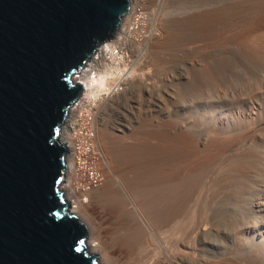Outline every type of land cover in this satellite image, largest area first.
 Wrapping results in <instances>:
<instances>
[{"label": "rangeland", "instance_id": "1", "mask_svg": "<svg viewBox=\"0 0 264 264\" xmlns=\"http://www.w3.org/2000/svg\"><path fill=\"white\" fill-rule=\"evenodd\" d=\"M130 1L134 8L137 7L136 10L138 11L135 10V13L138 14L135 17L137 16L139 19L136 18L134 22L135 28L137 26L139 29L136 28V30L139 32L133 31V36L141 48L134 50L126 48V61L123 62L122 66L118 63L115 64L118 65L119 72L122 69L120 74H124V72L127 74L131 71L130 73L133 74L129 77L130 79H139L141 74L145 72L148 84L154 88L156 86V94L152 98L148 92L140 89L135 90L130 93L131 95L129 94L131 98L130 108H125L126 100L125 102L123 100L126 98H124L118 109L116 107L115 111L112 112L106 107L103 110L104 113H100L103 100H98L100 107L97 105L99 110L96 115V122L98 123H96L97 136L95 143L100 152L98 167L104 175V184L101 185L102 187L100 186L101 188L91 191L88 196V199H91L88 203L83 204V209L81 208L78 213H75V216L78 217L81 223H85L84 225L89 230L90 235L86 238V241L91 238L92 234L93 236L97 235L100 231L102 232L101 238L107 240L113 247L114 258H118L117 262L120 261V263H116V261L114 263L113 260L114 264H140L138 256L145 255L147 249H154L159 241L166 240L171 236L179 235L176 237H180L186 226L195 220L194 209L195 206L200 204L199 206L203 211V222L208 225L215 218L216 222L221 223L223 227L229 226L233 230L238 245L234 257L235 264H264V236L254 239L242 232L245 225L255 221L259 224L258 226L264 225V220H261L264 213L254 214L249 211L251 205H248L251 204L254 198L255 200L261 198L264 203V75L262 74L264 73V0H238L237 2L233 0V3L232 0ZM230 5L234 7L232 8ZM204 8L205 10H203ZM206 11L208 13L212 12L215 16L207 26L188 28L190 24L187 20L188 16H196L200 12ZM227 13L228 15H225ZM239 17L241 18L239 19ZM175 20H179L183 26V32L179 34L180 36L170 28V24ZM187 32L197 34V40H193L194 44H187L184 40L183 37L186 36ZM116 35L118 34L116 33ZM177 35L182 38L179 40L180 43ZM200 35L207 38H201ZM185 45L190 47L191 53L183 51L181 54L176 51V49ZM143 55H152V61L144 65L145 67L142 62L140 63V61H143V58H141ZM182 56L183 58H181ZM184 59L186 62H183ZM177 61L182 62L183 66L180 65V67L174 69L175 67L172 64ZM176 71L177 73H175ZM161 73L166 76V79L164 76L161 78ZM78 74L80 72L76 73V75ZM145 74L142 75L145 76ZM79 78L82 81L85 76L80 74ZM257 88L260 89L259 92ZM101 96V98H104L106 95ZM94 101H97V99H94ZM110 112L112 113L109 114ZM100 116H103L104 119ZM98 119L105 122L103 121L100 124ZM130 119L132 125L128 126L126 121ZM167 131L173 132L171 136L174 137L186 134L194 139L204 140L205 143L213 142L211 145L214 146H211V150H207L208 147L204 149L203 146H200L197 153L200 160L212 158L217 162L213 166V171L200 173L203 174V180L198 188L196 205L192 202L193 207L189 206V211L187 210L186 213L176 217L169 226L161 229L157 226L156 212L158 205L153 199L157 188L152 185L149 189L146 187L144 190H132L128 186V179L133 176L136 161L144 160L145 162L146 160V162H151L155 159V146L165 143L163 138ZM197 135L198 137H196ZM220 151L221 153H219ZM186 167L189 169V166H184V173L188 170ZM112 183L116 184V188ZM63 184H65V181H63ZM256 194L257 196H254ZM245 207L246 209L243 210ZM64 209L68 212L69 207L65 206ZM235 209L236 212H234ZM209 213L213 214L209 215ZM83 214H87L86 216H90V218L83 216ZM90 219L91 221H89ZM184 225L185 227H183ZM150 237L152 240H150ZM214 238L210 240L218 241V238ZM154 240L158 241V244ZM153 243L157 245H153ZM84 248L85 253L90 254L87 243L84 244ZM206 252L209 256H217L221 260H224L225 255H227V251L224 249L217 250L209 247ZM132 257L134 259L136 257V259L134 260ZM96 262L99 264L98 258H96ZM222 264L227 263L224 261Z\"/></svg>", "mask_w": 264, "mask_h": 264}, {"label": "water", "instance_id": "2", "mask_svg": "<svg viewBox=\"0 0 264 264\" xmlns=\"http://www.w3.org/2000/svg\"><path fill=\"white\" fill-rule=\"evenodd\" d=\"M130 0H0V264H97L58 184L76 73Z\"/></svg>", "mask_w": 264, "mask_h": 264}, {"label": "bare ground", "instance_id": "3", "mask_svg": "<svg viewBox=\"0 0 264 264\" xmlns=\"http://www.w3.org/2000/svg\"><path fill=\"white\" fill-rule=\"evenodd\" d=\"M154 1V0H153ZM167 1V0H166ZM238 0H236L237 2ZM241 1V0H239ZM246 1V0H245ZM261 1V0H260ZM215 2V1H214ZM217 2V1H216ZM224 2V1H223ZM233 3V0L231 1ZM250 2V1H249ZM258 2V1H257ZM148 3V2H147ZM174 4V3H173ZM227 4V3H226ZM246 4V3H244ZM248 4V3H247ZM263 4V3H262ZM163 5V4H162ZM161 5V6H162ZM218 5V4H217ZM215 5V6H217ZM222 5V4H221ZM239 5V4H238ZM252 5V4H251ZM250 5V6H251ZM261 5V4H260ZM171 6V5H170ZM176 6V5H175ZM231 6V5H230ZM240 6V5H239ZM249 6V5H248ZM232 7V6H231ZM234 7V6H233ZM232 7V8H233ZM137 7L134 8V6H130L128 12L123 16L122 21L119 25L118 30L115 32L114 36L116 33L118 35L115 36L114 40L109 39L108 41L112 40L111 42L108 43V41L103 45H101V48L96 49V53L93 54L85 64L82 66L80 69V72H84L85 79H83L80 84L83 86L85 89V93L88 97L93 99H97V105H98V100L102 99L103 104L100 107V113L105 112L106 107L107 109H110L115 111V108L121 103L125 102V108L128 109L130 108V93H133L135 90L140 89L141 91L148 92L150 97L153 98L154 94H156V86L155 88L152 87L151 85L148 84V78L147 75L143 76L141 74V78L139 79H130L129 77L132 76L133 73L125 74H120L121 71L119 72V69L117 66L122 62V60L119 61H114V57L111 56L109 59V53L112 54V43L115 44L118 43V45H123V47L130 48L131 50L133 49H139L141 48L140 45H138L134 39L133 36V31H137L135 28V20L136 18L139 19L137 16V13H135ZM146 8V7H145ZM151 8V7H150ZM258 8V7H257ZM264 8V7H263ZM140 9V7H139ZM229 9V8H228ZM239 9V8H238ZM247 9V8H246ZM250 9V8H249ZM253 9V8H252ZM259 9V8H258ZM205 10V8L203 9ZM243 10V9H242ZM137 11V10H136ZM212 11V10H210ZM238 11V10H237ZM252 11V10H251ZM138 12V11H137ZM250 12V11H249ZM145 13V12H144ZM187 13V12H186ZM194 13V12H193ZM199 13V12H198ZM238 13V12H237ZM246 13V12H244ZM255 13V11H254ZM148 14V13H147ZM146 14V15H147ZM154 14V13H153ZM160 14V12H159ZM169 14V13H168ZM188 14V13H187ZM252 14V13H251ZM256 14V13H255ZM262 14V13H259ZM212 12L206 11V12H200V14H197L196 16H188L187 20L189 21V27H203L207 26L212 18L215 16L213 15L212 17ZM216 15V14H215ZM218 15V14H217ZM225 15H228L225 14ZM169 16V15H168ZM178 16V15H177ZM230 16V15H229ZM245 16V15H244ZM250 16V15H248ZM158 17V16H157ZM176 17V16H175ZM221 17V16H220ZM257 17V15H256ZM141 18V17H140ZM165 18V17H164ZM162 18V19H164ZM234 18V17H233ZM241 17H239L240 19ZM244 18V17H242ZM248 18V17H246ZM250 18V17H249ZM258 18V17H257ZM143 19V18H142ZM158 19V18H157ZM221 19V18H220ZM230 20V19H229ZM244 20V19H243ZM133 21V22H132ZM222 21V20H221ZM255 21V20H254ZM141 22V20H139ZM236 22V21H235ZM143 23V21H142ZM146 23V22H145ZM149 23V22H148ZM179 20H175V22L171 23V27L176 34H181L183 31V26L180 24ZM213 23V22H212ZM234 23V22H233ZM256 23V22H255ZM138 24V23H137ZM228 24V23H227ZM141 25V24H140ZM150 25V24H149ZM163 25V24H162ZM167 26V25H166ZM224 26V25H223ZM235 26V25H234ZM143 27V25H142ZM243 27V26H242ZM245 27V26H244ZM261 27V26H260ZM259 27V28H260ZM135 28V30H134ZM141 28V27H140ZM168 28V29H170ZM175 28V29H174ZM139 29V28H137ZM146 29V28H145ZM155 29V28H154ZM192 29V28H191ZM230 29V28H228ZM232 29V28H231ZM141 30V29H140ZM171 30V29H170ZM208 30V29H206ZM236 30V29H235ZM209 31V30H208ZM222 31V30H221ZM247 31V30H246ZM139 32V31H137ZM141 32V31H140ZM148 32V31H147ZM142 33V32H141ZM192 33V32H191ZM217 33V32H216ZM223 33V32H222ZM138 34V33H137ZM140 34V33H139ZM143 34V33H142ZM147 34V33H146ZM153 34V33H152ZM155 34V33H154ZM161 34V33H160ZM201 34V33H200ZM205 34V33H203ZM145 35V34H144ZM143 35V36H144ZM151 35V34H150ZM177 35V36H178ZM183 35V34H182ZM226 35V34H225ZM180 36V35H179ZM178 36V41L181 40L182 38ZM201 36V35H200ZM212 37V36H211ZM261 37V36H260ZM157 38V37H156ZM180 38V39H179ZM184 40L186 41L187 44L193 43L195 40H197V34H190L189 32L186 33V36L183 37ZM201 38H207L206 36H201ZM137 39V38H136ZM152 39V38H151ZM161 39V38H160ZM200 39V38H199ZM217 39V38H216ZM215 39V41H216ZM221 39V38H220ZM259 39V38H258ZM264 39V38H263ZM156 40V39H155ZM194 40V41H193ZM204 40V39H201ZM210 40V39H209ZM208 40V41H209ZM219 40V39H218ZM256 40V39H255ZM254 40V41H255ZM157 41V40H156ZM155 41V42H156ZM176 41V40H175ZM151 42V41H150ZM149 42V44H150ZM160 42V41H159ZM174 42V41H173ZM176 43V42H175ZM178 43V42H177ZM180 43V41H179ZM258 43V42H257ZM194 44V43H193ZM209 44V43H208ZM215 44V43H214ZM261 44V43H260ZM263 44V42H262ZM257 45V44H256ZM120 46V47H121ZM154 46V45H153ZM177 46V45H176ZM182 46V44H181ZM186 46V45H185ZM181 47L179 49H176L177 52H190V47ZM189 46V45H188ZM261 46V45H260ZM251 47V46H250ZM255 47V46H254ZM259 47V46H258ZM262 47V46H261ZM145 48V47H144ZM258 49V48H256ZM147 50V49H146ZM149 50V49H148ZM171 50V49H170ZM175 50V49H174ZM109 51V52H107ZM139 51V50H137ZM192 51V50H191ZM131 52V51H127ZM134 52V51H132ZM191 53V52H190ZM193 53V52H192ZM195 53V52H194ZM148 54V53H145ZM182 54V53H181ZM180 54V56H181ZM184 54V53H183ZM97 55V57H94ZM136 55V54H135ZM139 55V54H138ZM150 55V54H149ZM143 55L141 58H143L142 65H147L149 64L150 61H152L151 56ZM163 57V56H162ZM155 58V57H154ZM178 58V57H177ZM183 58V56L181 57ZM134 59V58H133ZM158 59V58H157ZM189 60V59H188ZM192 60V59H191ZM156 61V60H155ZM179 61V60H178ZM176 62L172 64L176 69V67H180L182 65V62ZM181 61V60H180ZM186 62L184 59L183 62ZM193 61V60H192ZM96 62L97 65L100 66L98 68L97 72H94L93 74L91 73L90 70L85 71L83 70L84 66H90V64H94ZM110 62V63H109ZM131 62V61H130ZM157 62V61H156ZM90 63V64H89ZM115 63H118L116 66ZM139 63V64H140ZM153 63V62H152ZM115 64V66H114ZM138 65V64H137ZM95 66V65H94ZM122 66V65H121ZM183 66V65H182ZM139 67V66H138ZM145 67V66H144ZM97 68V67H96ZM122 68V67H121ZM130 68V67H129ZM142 68V67H140ZM173 68V67H172ZM103 69V70H102ZM136 69V68H134ZM125 70V67H124ZM138 70V69H137ZM126 71V70H125ZM134 71V70H133ZM139 71V70H138ZM205 71V70H204ZM262 71V70H261ZM136 73V72H135ZM139 73V72H137ZM153 73V72H152ZM174 73V72H173ZM177 73V71L175 72ZM174 73V74H175ZM140 74V73H139ZM173 74V75H174ZM264 75V73H262ZM138 75V74H137ZM151 75V74H150ZM161 78L164 76V74H160ZM134 76V75H133ZM143 76V77H142ZM159 76V75H158ZM183 76V75H182ZM166 79V76H164ZM173 77V76H172ZM129 78V79H128ZM136 78V76H135ZM155 78V77H154ZM172 79V78H171ZM75 80V78H74ZM264 81V80H263ZM176 83V82H175ZM263 84V83H262ZM261 84V85H262ZM157 85V84H156ZM258 87V86H257ZM192 88V87H191ZM253 89V88H252ZM258 89V88H257ZM88 90V91H87ZM264 90V89H263ZM252 91V90H251ZM254 91V90H253ZM260 89H258V92ZM159 92V91H158ZM253 94V93H251ZM101 95H106L104 98H101ZM131 95V94H130ZM133 95V94H132ZM199 95V94H198ZM264 96V94H263ZM260 97V96H259ZM264 98V97H263ZM152 100V99H151ZM159 101V100H158ZM151 103V102H150ZM153 103V101H152ZM159 103V102H158ZM124 104V103H122ZM121 104V105H122ZM120 108V107H119ZM98 109V107H97ZM99 110V109H98ZM68 116L72 112V110H68ZM133 111V110H132ZM110 112L109 114H111ZM98 114V113H97ZM218 114V113H217ZM264 114V113H263ZM100 115V114H99ZM147 115V114H146ZM103 117V116H100ZM132 117V116H131ZM130 117V118H131ZM69 118V117H68ZM67 118V120H68ZM99 118V117H98ZM133 118V117H132ZM104 119V117L102 118ZM65 120V124L67 122ZM103 123L104 120L98 119ZM192 121V120H191ZM105 122V121H104ZM98 123V122H96ZM206 123V122H205ZM263 123V122H262ZM126 124L128 126L132 125L131 119L126 121ZM108 125V124H107ZM184 125V124H182ZM195 125V124H194ZM66 125L62 126L61 128V133H60V140L64 141L66 139V132H65ZM97 128V127H96ZM253 128V127H252ZM129 129V128H128ZM250 129V128H249ZM248 129V130H249ZM258 130V129H257ZM127 131V130H126ZM161 131V130H160ZM174 131V130H173ZM203 131V129H202ZM163 132V131H162ZM165 132V131H164ZM179 132V131H178ZM170 131H167L164 136V141L165 143H161L158 146H155V159L151 162H144V160H139L136 161L134 164V173L131 178L128 179V186L130 189H139V190H144L146 187L149 189L150 186L154 185L157 190L155 194L153 195L154 201H156V204L158 205L157 212H156V217H157V226L159 228H165L169 226L171 222L174 221L176 217L181 216L182 214L186 213L188 210L189 206H192L191 203L197 200L196 196L198 193V188L199 185L201 184V181L203 180V173L204 171H210L213 169V166L217 161H214L212 158H207L205 160H200L198 152V148L200 146H203L204 149L208 147L207 150H211V143L213 142H206L201 139H194L190 135L186 134H181L180 136L174 137L171 136ZM179 134V133H178ZM203 134V133H202ZM175 135V134H174ZM97 136V135H96ZM227 136V135H226ZM198 137V135L196 136ZM203 137V136H202ZM211 138V137H210ZM213 138V137H212ZM205 139V137H204ZM207 140V139H206ZM204 141V142H202ZM229 142V141H228ZM116 143V142H115ZM62 144V143H61ZM214 146V145H213ZM212 146V147H213ZM216 147V146H215ZM100 148V147H99ZM226 148V147H224ZM142 149V148H141ZM214 149V148H213ZM218 149V148H217ZM222 149V148H221ZM220 149V150H221ZM248 150V149H247ZM154 152V151H153ZM211 152V151H210ZM204 153V152H203ZM221 153V151L219 152ZM206 154V153H205ZM243 154V153H242ZM238 155V154H237ZM240 155V154H239ZM121 156V155H120ZM139 157V156H138ZM203 157V156H201ZM153 159V158H152ZM264 159V158H263ZM131 160V159H130ZM225 161V160H224ZM234 161V160H233ZM109 162V161H108ZM131 162V161H130ZM64 172H65V177L66 179H63L65 181V184L60 183L58 184V189L62 193V198L65 204L67 203V208L69 207L68 212L75 215V213H78L83 204L88 203L89 198V193L91 191H94L98 189L102 184H104V180L102 183L93 189L86 191L77 189V182L74 179V168H73V160L71 157L67 154H65L64 157ZM107 163V161H106ZM105 163V164H106ZM133 164V162H132ZM222 164V163H221ZM240 164V163H239ZM225 165V164H224ZM184 166H189V169L186 167L187 172H183ZM241 166V165H240ZM230 167V166H229ZM103 169V168H102ZM126 170V169H125ZM136 171V173H135ZM213 171V170H212ZM103 174V173H102ZM198 175V176H197ZM239 175V174H238ZM104 176V175H103ZM205 177V176H204ZM117 178V177H116ZM126 179V178H125ZM61 180V182L63 181ZM117 180V179H116ZM114 180V181H116ZM119 180V179H118ZM259 180H261L259 178ZM263 180V179H262ZM112 181V180H110ZM113 181V182H114ZM209 181V180H208ZM203 183V182H202ZM114 188H116V184L112 183ZM119 184V183H118ZM117 184V185H118ZM263 184V183H262ZM223 185V184H221ZM229 185V184H228ZM252 185V184H251ZM255 185V184H254ZM260 185V184H259ZM264 185V184H263ZM102 187V186H101ZM100 187V188H101ZM263 187V186H262ZM126 188V187H125ZM258 188V187H257ZM260 189V188H259ZM233 190V189H232ZM244 190V189H243ZM127 191V190H126ZM147 191V190H146ZM224 191V190H223ZM252 191V190H251ZM215 192V191H214ZM254 192V191H253ZM262 192V191H261ZM260 192V193H261ZM98 193V192H97ZM201 193V192H200ZM94 194V193H93ZM209 194V193H208ZM259 194V193H258ZM65 195V196H64ZM260 195V194H259ZM258 195V196H259ZM264 195V192H263ZM96 196V195H95ZM254 196H257L254 195ZM65 197V199H64ZM106 197V196H105ZM148 197V196H147ZM248 197V196H247ZM261 197V196H260ZM258 198V197H257ZM201 199V198H200ZM231 199V198H230ZM249 199V198H248ZM247 199V200H248ZM123 200V199H122ZM150 200V199H149ZM200 201V200H199ZM153 202V201H152ZM203 202V201H202ZM132 203V202H131ZM164 203V205H162ZM248 203V202H247ZM196 205V204H195ZM200 205V204H199ZM195 206V220L192 223H188L189 225L186 226V228L181 232L180 237H176L179 235H176L175 237H170L166 240H161L159 241V244L157 243L158 241H155L157 244L153 243V245H157L154 249H147L145 252V255L138 256L139 257V263L140 264H222L224 261L227 264H235V252L238 249V245L236 243L235 236L233 234V230L230 229L231 227H223L222 224L220 225L218 222H216V219L213 218L212 222L210 224H206L203 222V211L201 210L200 206ZM237 205V204H236ZM243 205V204H242ZM245 205V204H244ZM243 205V206H244ZM250 206L249 211L253 212L254 214H262L264 213V203L261 201V198L258 200H255V198L251 201V204H248ZM129 206V205H128ZM235 206V205H234ZM238 206V205H237ZM240 206V205H239ZM95 207V206H94ZM137 207V206H136ZM89 208V207H88ZM249 207L247 206V209ZM83 209V208H82ZM86 209V208H85ZM130 209V208H129ZM233 209V208H232ZM237 209V208H236ZM236 209L234 212H236ZM246 209L243 208V210ZM140 210V209H139ZM67 211V210H66ZM189 211V210H188ZM240 211H242L240 209ZM82 212V211H81ZM80 212V213H81ZM214 212V211H213ZM79 213V214H80ZM87 213V212H86ZM216 213V212H215ZM222 213V212H221ZM252 213V214H253ZM89 214V212H88ZM213 214V213H209ZM242 214V213H240ZM244 214V213H243ZM249 215V213L247 212ZM87 215V214H86ZM83 214V216H86ZM216 215V214H215ZM214 215V216H215ZM81 216V214H80ZM82 216V217H83ZM218 216V215H217ZM216 216V218H217ZM247 216V215H246ZM87 218L90 216H86ZM92 217V216H91ZM140 217V216H139ZM142 217V216H141ZM220 217V216H219ZM230 217V216H229ZM232 217V216H231ZM243 217V216H242ZM245 217V216H244ZM243 217V218H244ZM250 217V216H249ZM78 218V217H77ZM226 218V217H225ZM224 218V219H225ZM246 218V217H245ZM258 218V217H257ZM264 218V217H262ZM261 220H264L262 219ZM83 219H85L83 217ZM143 219V218H142ZM194 219V218H193ZM209 219V218H208ZM207 219V221H208ZM222 219V218H221ZM247 219V218H246ZM250 219V218H249ZM96 220V219H95ZM94 220V221H95ZM226 220V219H225ZM235 220V219H234ZM237 220V219H236ZM242 220V219H241ZM244 220V219H243ZM80 221V220H79ZM83 221V220H82ZM88 221V220H87ZM91 221V219L89 220ZM93 221V220H92ZM104 221V220H103ZM117 221V220H115ZM191 221V219H190ZM260 221V220H259ZM258 221V222H259ZM86 222V220H85ZM233 222V220H232ZM236 222V221H235ZM243 222V221H242ZM247 222V221H246ZM255 222H252L250 224H247L244 226V232L247 236H251L254 239L260 238L264 236V231L262 226H258L259 224ZM89 223V222H88ZM145 223V222H144ZM179 223V222H178ZM187 223V222H186ZM205 223V224H204ZM228 223V222H227ZM83 224V223H82ZM85 224V223H84ZM83 224V225H84ZM94 224V222H93ZM224 224V223H223ZM244 224V223H243ZM187 225V224H186ZM93 226V225H92ZM101 226V225H100ZM147 226V225H146ZM178 226V225H177ZM226 226V225H224ZM235 226V225H234ZM237 226V225H236ZM239 226V225H238ZM86 228V226L84 225ZM95 227V225H94ZM93 227V229H94ZM174 227V226H173ZM176 227V226H175ZM185 227V225L183 226ZM99 228V227H98ZM104 228V227H103ZM113 228V227H112ZM115 228V227H114ZM172 228V227H171ZM180 228V227H179ZM236 228V227H235ZM241 228V227H240ZM173 229V228H172ZM171 229V230H172ZM182 229V228H181ZM87 234L85 236L84 244L86 245L87 243V248L90 254L95 255L96 258L99 260V264H114L115 261L116 263H120V261L117 262L118 258H114L115 254L113 252V247L107 242V240H104L101 238V233L99 230V233L97 235L92 234L91 238H89L86 241V238L90 235L89 230L86 228ZM170 230V229H169ZM168 230V231H169ZM175 230V228H174ZM241 230V229H240ZM149 231V230H148ZM152 231V230H151ZM156 231V230H155ZM165 231V229H164ZM178 231V230H176ZM180 231V230H179ZM236 231V230H234ZM159 232V231H158ZM157 232V233H158ZM167 232V231H166ZM237 232V231H236ZM235 232V233H236ZM97 233V232H96ZM160 233V232H159ZM165 233V232H164ZM170 233V232H169ZM95 234V233H94ZM168 234V233H167ZM178 234V233H177ZM106 235V234H105ZM104 235V236H105ZM121 235V234H120ZM150 235H152L150 233ZM161 236V234H159ZM166 235V234H164ZM169 235V234H168ZM167 235V236H168ZM170 236V235H169ZM174 236V234H173ZM237 236V235H236ZM153 237V236H152ZM156 237V236H155ZM163 237V236H162ZM161 237V238H162ZM210 237H215L216 239L218 238V241H211L212 238ZM148 238V237H147ZM154 238V237H153ZM165 238V237H164ZM214 238V239H215ZM237 238V237H236ZM239 238V237H238ZM106 239V238H105ZM211 239V240H210ZM150 240L151 237H150ZM245 240V239H244ZM146 241V240H145ZM153 241V242H154ZM264 241V240H263ZM112 242V241H111ZM110 242V243H111ZM149 245L150 243L147 242ZM112 244V243H111ZM145 244V243H143ZM146 244V246H148ZM218 244V246H217ZM116 246V244H115ZM86 247V246H85ZM215 248L217 250L224 249L227 251V255H225L224 260H221V258L217 256H209L206 252L207 248ZM117 248V247H116ZM134 248V247H133ZM247 248V247H246ZM142 250V249H141ZM247 250V249H245ZM249 250V249H248ZM116 251V250H115ZM220 252V251H219ZM116 253V252H115ZM108 254V255H107ZM111 254V255H110ZM141 254V253H140ZM210 254V252H209ZM213 254V253H212ZM217 255V254H216ZM120 256V254H119ZM118 256V257H119ZM136 256V255H135ZM224 256V255H223ZM249 256V255H248ZM251 256V255H250ZM222 257V256H221ZM120 258V257H119ZM125 258V257H124ZM133 258V257H132ZM252 258V257H251ZM259 258V257H257ZM121 259V258H120ZM134 259V258H133ZM136 259V257H135ZM134 259V260H135ZM241 259V258H240ZM114 260V263H113ZM122 260V259H121ZM131 260V259H130ZM131 262V261H130ZM134 262V261H133ZM251 262V261H250ZM237 263V262H236ZM137 264V263H136ZM261 264V263H260Z\"/></svg>", "mask_w": 264, "mask_h": 264}, {"label": "built area", "instance_id": "4", "mask_svg": "<svg viewBox=\"0 0 264 264\" xmlns=\"http://www.w3.org/2000/svg\"><path fill=\"white\" fill-rule=\"evenodd\" d=\"M105 43H103V45ZM101 45L97 49L101 48ZM111 45L112 54L109 53L108 59L113 56L114 61L122 60L119 64L121 66L123 62L126 61L127 53L123 47H120L117 43L115 44V41ZM95 53L96 51L93 54ZM94 57H97V55ZM98 68H100V66L94 62V64H90L89 67L84 66L83 70H90L93 74L98 71ZM78 72H80V70ZM80 74L84 75V72L81 71ZM80 74L74 77L78 82H81L79 78ZM85 92L83 88L78 99L68 108V110H72V112L68 116L69 111H67L61 122L59 139L61 128L66 125V139L64 141L60 140V142L65 148V154L69 155L73 160L75 172L74 179L77 182V189L87 192L90 189L98 187L104 180V176L98 167L100 152L95 143L96 115L98 111L97 101L96 103L93 102V99L88 98ZM65 120H67L66 124L64 123ZM64 177L65 172L63 170L62 180ZM63 181H60V183H63Z\"/></svg>", "mask_w": 264, "mask_h": 264}]
</instances>
